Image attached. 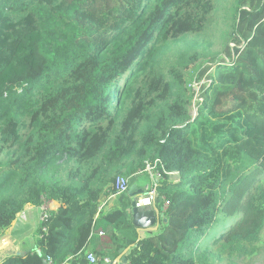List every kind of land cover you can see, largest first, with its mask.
Here are the masks:
<instances>
[{
	"label": "trees",
	"instance_id": "obj_1",
	"mask_svg": "<svg viewBox=\"0 0 264 264\" xmlns=\"http://www.w3.org/2000/svg\"><path fill=\"white\" fill-rule=\"evenodd\" d=\"M212 11L213 0H0V238L25 207L60 206L0 264L125 251L127 264H213L259 241L264 0L235 1L227 59L172 55ZM155 162L156 221L137 233L115 180ZM208 242L211 258L197 257Z\"/></svg>",
	"mask_w": 264,
	"mask_h": 264
},
{
	"label": "rangeland",
	"instance_id": "obj_2",
	"mask_svg": "<svg viewBox=\"0 0 264 264\" xmlns=\"http://www.w3.org/2000/svg\"><path fill=\"white\" fill-rule=\"evenodd\" d=\"M236 0H213V11L210 13L207 22L204 25V29L196 35H190L182 39L174 46L171 47L172 55L177 57H185L189 59L190 57L196 58V65H201L205 67L208 65L210 59H214L215 63L220 62L222 59H227L226 57V47L229 49L234 48L236 43L232 40V24H233V9ZM63 32H66L68 35H72L69 30H66L64 27L60 29ZM81 34V33H80ZM214 63V64H215ZM193 65L191 64L187 70V73L192 69ZM204 84L202 82H194V91L196 92L195 98L193 100L192 108L190 115L193 117L197 111V103L201 101L199 98V86ZM242 172V169L239 167L234 175L233 179ZM129 181L130 186H135V188H143L144 190L148 188L153 183V175L148 173L137 174L132 177H126ZM179 179V176L175 174L169 175V180L176 181ZM227 189V184L222 186L219 190V193L222 194ZM148 192L145 190L143 196L147 195ZM153 204L149 208L153 209ZM34 212H37L34 210ZM35 213L31 214V221H34ZM131 215V214H130ZM18 216V215H17ZM132 220V218H131ZM11 226V225H10ZM9 227L4 229L9 230ZM29 235V238L33 239V234ZM215 244L213 242L204 243L201 246L195 247V255L197 257H209L213 254V249ZM214 262L213 264H264V223L260 233L259 241L254 245L250 246L247 252L242 255H229L221 252L219 257L211 258Z\"/></svg>",
	"mask_w": 264,
	"mask_h": 264
},
{
	"label": "built area",
	"instance_id": "obj_3",
	"mask_svg": "<svg viewBox=\"0 0 264 264\" xmlns=\"http://www.w3.org/2000/svg\"><path fill=\"white\" fill-rule=\"evenodd\" d=\"M192 89L193 90L195 89L193 85H192ZM156 163L157 162H155L152 165H147V167H146L145 172L153 175L154 179H152L153 183L150 186H148V188L145 189L148 192V194L145 196H141L136 201V206H138V207H141L140 206L141 201H142V199H145V198L148 200V207L151 205V202L153 204V199H154L155 190H156V184L162 178V175L155 171L156 170ZM130 188L131 187H130L129 181L126 178L121 177V176L116 178L115 185H114L115 196L128 194ZM111 198H114V196H112ZM56 205H58V204L55 202H52V201H48V200L43 198L41 201V205L37 208L38 209V215H39L38 216V222L39 223L44 222L48 218L49 211L50 210H56ZM86 259L88 260V262L90 264H97L98 263V260L92 254H87ZM47 264H51L50 259H47ZM102 264H112V261L108 257H104L102 259Z\"/></svg>",
	"mask_w": 264,
	"mask_h": 264
},
{
	"label": "crops",
	"instance_id": "obj_4",
	"mask_svg": "<svg viewBox=\"0 0 264 264\" xmlns=\"http://www.w3.org/2000/svg\"><path fill=\"white\" fill-rule=\"evenodd\" d=\"M150 177V174H149ZM131 188H135V186H130ZM142 189V188H137ZM114 201V198H111L108 205H111V202ZM60 207L56 205V209ZM37 211V212H34ZM35 213L34 221H31V214ZM38 209L32 206L25 207L24 211L18 214L16 219L12 222L10 229L5 230L4 235L0 238V241L4 243L5 249L9 247H16L17 251L20 253L25 252V250L33 247L34 243L29 238V235L33 233V230L36 229L38 225Z\"/></svg>",
	"mask_w": 264,
	"mask_h": 264
},
{
	"label": "water",
	"instance_id": "obj_5",
	"mask_svg": "<svg viewBox=\"0 0 264 264\" xmlns=\"http://www.w3.org/2000/svg\"><path fill=\"white\" fill-rule=\"evenodd\" d=\"M145 190L142 189H134L130 188L128 192V197L130 199V214L132 218V225L136 227L137 233H140V230L151 227L155 221H156V215L153 211V209L148 208L152 215V220L149 223H141V222H136L138 219L139 212H143L146 209L145 208H139L136 206V201L143 196ZM126 252V251H125ZM125 252H123L122 255H120L118 258H116L112 264H127V260L124 257ZM12 255H21L20 252L17 251L16 247H9L8 249L4 247V243L0 241V263L7 257L12 256ZM43 264H47L45 261Z\"/></svg>",
	"mask_w": 264,
	"mask_h": 264
},
{
	"label": "bare ground",
	"instance_id": "obj_6",
	"mask_svg": "<svg viewBox=\"0 0 264 264\" xmlns=\"http://www.w3.org/2000/svg\"><path fill=\"white\" fill-rule=\"evenodd\" d=\"M140 206L141 207L139 208H145L146 210L143 212H139L138 219L136 220V222L149 223L152 220V215L148 210V200L146 198L142 199Z\"/></svg>",
	"mask_w": 264,
	"mask_h": 264
}]
</instances>
